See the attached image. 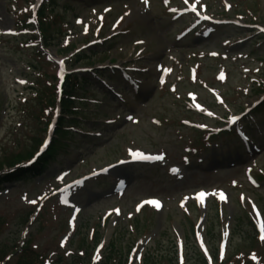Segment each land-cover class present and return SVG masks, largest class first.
<instances>
[{
    "label": "rangeland",
    "instance_id": "374dc122",
    "mask_svg": "<svg viewBox=\"0 0 264 264\" xmlns=\"http://www.w3.org/2000/svg\"><path fill=\"white\" fill-rule=\"evenodd\" d=\"M159 1L150 0L149 3L153 9L152 19L156 20L143 22L130 17L135 10L133 5L140 6V0H57L54 9L47 14L52 39L44 55L39 57L40 43L29 40V34L35 33L29 28L24 31L19 25L23 13L32 8L31 2L0 0V157L33 151L36 145L31 143V138L43 139L47 120L39 116V98L43 91L54 90L57 60L66 62L69 71L89 74L92 69L103 68L104 78L113 86L117 82H110L108 76L120 79V75L111 70L136 66L140 62L139 67L145 69V73L136 78L143 80L140 91L146 97L137 100L130 88L127 93L121 90L125 101L121 104L103 96L99 90L79 94L89 100L83 105L76 104L78 110L74 112L83 116L84 121L75 126L76 133L88 138L75 135L69 140L64 137L54 153L55 160L45 173L0 186V248L3 245L10 248L25 239L29 240V249L42 258V264L43 261L44 264H69L76 255L84 256L86 249L87 259L94 253L102 263L108 251L106 247L94 251L96 246L92 245V240L98 232L103 238L109 233L108 240L115 241L117 248L112 261L125 264L134 242L148 236L150 240L142 252L143 257L152 254L150 264H175L173 253L178 243L175 230L185 239L183 264H202L196 254L192 255L194 248L192 241L188 244L186 234L201 216L192 197L203 192L213 198L207 205L212 206L205 210L206 225L212 229L214 237L209 241L211 253L215 254V248L217 251L218 234L228 223L231 237L224 259L233 264H264V241L259 243L255 238L251 241L254 232L246 224L248 217L251 220V204H257L264 217V107L257 110L255 118L240 121L245 130L249 124L255 128L251 132L252 141L261 151L253 158L220 169L198 170L192 166L208 160L215 146L220 154L221 143L227 141L215 140L204 145L203 136L197 133L195 126L214 129L259 99L254 96V86L264 80V39L258 33L253 34V28L240 30L225 25L216 28L212 40L198 42L193 47L174 48L171 45H175L172 37L176 26L164 17ZM201 3L219 18L235 20L238 17L247 24L264 27V0H201ZM105 8L109 10L105 12ZM5 31H13L15 35L5 36ZM117 34L120 35L117 39L107 42ZM238 39L241 42L237 43ZM222 40H227L223 48L220 46ZM94 41L106 43L97 48L98 53L89 60L75 62L69 51H63L68 43H74L77 49ZM193 41L190 37L187 44L192 45ZM224 48L230 51L227 59L193 58L191 55L192 51L201 49L205 52L217 49L223 53ZM181 49L188 51L183 54ZM169 53L179 64L166 78L167 86L157 89L155 77L159 70H154V66ZM187 53L191 56L187 57ZM189 68L195 71L194 81L189 79ZM221 73L223 80L219 78ZM172 88H176L174 93L170 91ZM187 92H192L188 93L191 102H187ZM93 100L99 104L95 112H92ZM93 113H97L96 117ZM128 115L133 119L125 120ZM107 118L115 119L114 123H106ZM229 142L225 152L229 149L242 151L236 139ZM193 146L198 147L199 154L191 158L192 165L187 168L182 159L184 149ZM129 150L161 154L165 166L125 165L113 170V175H105L106 179L95 176L99 168L127 159ZM211 164L207 161L202 166L206 168ZM174 165L183 171L173 177L167 173V167ZM248 165L251 171L245 173ZM121 173L129 178H125L124 187L116 190ZM248 174L259 181L258 188L249 184ZM60 185L64 192L52 194ZM220 193L224 199H220ZM44 197L47 199L41 211L31 223L24 225L25 216L34 212ZM148 198L160 200L163 209L156 213L142 206L141 202ZM216 199L224 204L221 219L220 205L214 204ZM187 207L190 215L182 212ZM73 219L78 220L77 226L85 222L87 226L76 237ZM84 237L87 240L82 244ZM16 262L14 255L6 258L4 264ZM226 263L223 260L218 264Z\"/></svg>",
    "mask_w": 264,
    "mask_h": 264
},
{
    "label": "trees",
    "instance_id": "16d2710c",
    "mask_svg": "<svg viewBox=\"0 0 264 264\" xmlns=\"http://www.w3.org/2000/svg\"><path fill=\"white\" fill-rule=\"evenodd\" d=\"M73 81L74 80H68L67 81V85L70 83H73ZM82 82L83 83H88L87 82V80L86 79H82ZM72 89H73V86H71L70 87V90L72 91ZM68 92V91H67ZM71 96V94H66V92H65V97H64V99H63V101H62V106H63V109H65V110H67L68 108H69V106H70V97ZM52 101H53V99L52 98H50L49 99V101H48V104H50L51 105V103H52ZM64 126V123L61 121V123L59 124V126H58V130H59V133H60V135H67V133H61V130H62V127ZM60 135L59 136H57V138L53 141V144L51 145V147L49 148V150L47 151V153L39 160V162L31 169V171H29V172H26V171H24V170H19V171H17V172H15L14 174H11V175H8V176H5V177H2V178H0V182L1 181H7V182H10V181H12V180H17V179H19V178H21V177H23V176H25L27 173H30V172H32L33 174H35V173H40L41 171H42V169L46 166V164L49 162V161H51V160H53L54 159V153H55V151H56V149H57V147L59 146V144H60ZM31 156V153H29V152H25V153H23V152H21V153H18V154H14V155H10V156H2L1 158H0V170L4 167V166H6V167H13V166H15V165H17V164H19L20 162H22V161H24V160H26V158H29ZM209 232L211 233V231L209 230V231H207V233H208V235H209ZM111 247H113L112 245L110 246V248ZM5 251L4 250H0V259H1V257L3 256V255H5V253H4ZM20 252H21V255H22V258L25 260V263L23 262V263H20V264H32V262L31 261H29V260H31V257H33L34 255H30L29 254V251H27V249L26 248H22L21 250H20ZM2 254V255H1ZM198 254V253H197ZM195 255L196 256V259H199V254L198 255ZM34 257H36V256H34ZM34 259V258H33ZM152 260H153V258L151 257H148L147 259H146V261H148V264H150L151 262H152ZM33 261V260H32ZM110 260H109V258H108V260H107V262L106 263H108ZM30 262V263H29ZM39 261H35L34 260V263L33 264H35V263H38Z\"/></svg>",
    "mask_w": 264,
    "mask_h": 264
},
{
    "label": "snow or ice",
    "instance_id": "6c2138e0",
    "mask_svg": "<svg viewBox=\"0 0 264 264\" xmlns=\"http://www.w3.org/2000/svg\"><path fill=\"white\" fill-rule=\"evenodd\" d=\"M144 2L145 3H147V0H144ZM164 2L165 3H168V0H164ZM185 3H187V0H185ZM193 7V10H195V6L193 5L192 6ZM172 11H176L175 9H171ZM79 22V21H78ZM262 30H264V29H262ZM138 43H143L142 41H138ZM213 55H215V53H213ZM166 71H170V69H167ZM219 78L221 79V80H223L224 79V74L223 73H221L220 74V76H219ZM21 83H24V81H21ZM199 107V106H198ZM209 115H214L213 113H209ZM131 119V118H130ZM232 119V122H235L236 120H238L239 119V117H232L231 118ZM201 126H203V125H201ZM131 155H132V157L133 158H135V159H156V160H161V159H163V156H155V157H151V156H145L143 153H141V152H139V151H132L131 152ZM173 173H175V172H177L178 170L177 169H175V168H173L172 170H171ZM58 179H61V177H57ZM76 183H79V181H77ZM205 194L203 193V192H201V193H199L198 194V199H203V196H204ZM220 199H224V195H223V193H220ZM29 203H35V201H29ZM146 203H149V204H152L153 206H155V207H159L160 206V203H159V201H157V200H155V199H153V200H149V201H147ZM137 210H139V206H138V209ZM254 211H255V209H254ZM260 230H261V235H260V239L262 240V241H264V224H261L260 225ZM225 235H227V233H225ZM62 244H63V241H62ZM99 257H97V259H98ZM253 259H255V256H253Z\"/></svg>",
    "mask_w": 264,
    "mask_h": 264
}]
</instances>
